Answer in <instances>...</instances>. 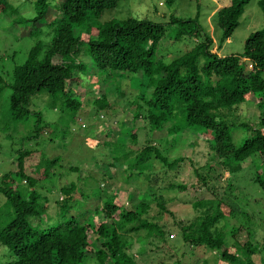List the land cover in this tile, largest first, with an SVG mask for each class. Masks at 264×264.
Segmentation results:
<instances>
[{"label": "trees", "instance_id": "16d2710c", "mask_svg": "<svg viewBox=\"0 0 264 264\" xmlns=\"http://www.w3.org/2000/svg\"><path fill=\"white\" fill-rule=\"evenodd\" d=\"M7 1L0 0V13L9 10ZM121 1L61 0L48 43L43 45L37 41L27 51L23 63L14 64L5 72L7 80L0 76V93L5 87L11 91L7 118L0 133L11 143L9 152L16 164L15 171L0 177V221L6 219L0 227V246L7 250L3 256L8 255L4 264H84L89 257H94L96 264H136L128 253L129 236L143 231L147 238L167 240L164 228L148 220L146 215L154 204L159 214L173 216L166 208L167 199L160 192L185 189L184 185L173 181L184 159L170 161L167 150L186 132L210 134L209 144L218 159L216 167L231 175L240 172L241 163L254 156L264 167V117L259 119V129H253L247 124L239 125L236 115L248 95L255 97L264 93V28L247 37L241 54L220 57L212 52L213 41L199 25L197 17L170 16L164 24L133 17L102 22L104 12L116 9ZM175 1L166 0V3L171 5ZM249 1L228 0L226 6L217 11L215 26L221 31L220 44L239 26ZM55 2L57 0L35 1L37 15L31 20L34 26L29 33L31 37H39L38 22ZM258 5L264 19V0H259ZM171 26L178 28L176 39L183 35L197 37L201 33L202 41L165 63L155 57L166 27ZM11 58L15 59L16 54ZM90 65H93L90 80L96 79L94 85L110 83L117 98L125 97L121 83L126 80L131 85L134 81L137 94L132 101L131 122L134 125L141 118L147 124L148 141L141 149H127L118 141L99 143L108 152L110 161L103 165L109 171L122 165L125 181L150 196L149 200L134 203L133 196L128 195L130 206L126 209L114 201H105L97 189L95 201L93 192L80 191V199H76L73 182L54 183V178H61L64 170L76 171L71 165L64 168L61 156L41 158L35 165L37 170L42 167L41 171L31 173L35 170L31 162L39 152L25 147L26 144L69 146L79 130L76 117L80 111L116 116V102H108L103 94L89 95L95 91L94 80L90 85L89 80L84 84L83 75L85 77ZM136 75H141V83L133 79ZM73 82L85 85L83 96L71 88ZM41 96L47 99L46 110L58 113V122L45 119L41 110L31 111L30 105ZM88 104L90 106L85 108ZM240 128L251 134L235 145L231 131ZM136 131V126H132L128 135L134 142ZM162 132L163 137L154 135ZM13 145L18 148L14 149ZM203 168H193L192 173L198 186L208 190L212 185L208 170L212 166H205L206 176ZM253 183L264 193V174L256 176ZM54 190L64 198L48 199L47 195ZM52 204L53 214L50 212ZM192 209L193 220L187 224L176 223L184 243L221 251L220 259L226 264H254L251 257L257 248L250 242L251 235H247L242 244L233 242L229 248L234 252L224 248L228 239L234 238L235 232L240 230L226 231L228 217L240 214L249 219L244 211L224 202L223 196L195 201ZM92 213L103 220L96 225ZM56 218L60 220H54Z\"/></svg>", "mask_w": 264, "mask_h": 264}, {"label": "rangeland", "instance_id": "374dc122", "mask_svg": "<svg viewBox=\"0 0 264 264\" xmlns=\"http://www.w3.org/2000/svg\"><path fill=\"white\" fill-rule=\"evenodd\" d=\"M35 1L8 0L9 10L4 14L0 13V76L2 79L7 80L5 72H9L14 64L18 65L24 62L27 51L37 41H40L43 45L48 43L52 24L57 18V6L61 0H57L55 5L49 8L45 18L38 22L39 37H31L29 33L34 28L31 20L37 15L34 7ZM227 1L176 0L169 5L166 0H122L116 9L104 12L100 20L106 22L110 19L125 20L128 17H133L164 24L170 16L181 19L197 17L199 25L213 41L212 52L220 57H225L241 54L247 37L264 28L262 11L258 5L259 0H250L239 19V26L229 39L220 44L221 31L215 26V15L219 9L226 6ZM25 21L28 22L25 23ZM177 30V26L166 27V35L157 48L156 60L168 63L188 52L196 43L202 41L201 33L197 37L183 35L176 39ZM218 47L220 48L218 49ZM14 54H16L15 59L11 58ZM92 69L93 65L87 67L85 77L83 75V78H86L84 84H87L89 80L88 85H90L94 80V78L90 80V75L93 73ZM133 79L137 83L142 82L141 75H136ZM95 83L96 79L92 83L95 91L89 95L96 97L103 94L108 102H116V116L111 118L109 115L103 116L93 112L90 114L91 111L85 113L80 111L79 115H76L78 123L76 127L79 130L75 132V136H73L69 146L43 144L36 147V144L33 143L26 144L25 147L39 152L31 162L35 169L34 173L33 171L31 173L34 175L41 171L42 167L38 170L35 167L41 158L61 156L60 163H64V168L67 165H71L76 171L69 172L64 170V175L61 178H54V183L64 185L73 182L76 186V199H80L78 194L80 191L86 194L93 192L92 199L95 201L97 197L96 191H101L100 195L105 201H114L122 209H126L130 206V201L127 199L128 195L133 196L134 203L144 199L149 200L150 196L146 195L145 190L136 188L130 182L125 181L121 170L123 169L122 165H116V168L110 171L106 168V165H103L106 162L108 165L110 161L107 158L108 152L99 143L103 140L118 141L126 145L127 149L137 150L145 146L149 132L146 122L144 123L141 118H138L137 123L134 125L131 122L132 101L137 94L133 80L131 85L126 80L121 83V89L125 94L124 98L116 97L110 83H108V86L103 83L96 86L97 84L94 85ZM84 86H80L78 82H73L71 88L78 90L83 96L86 91ZM139 89H142V87L140 86ZM10 93L11 91L6 87L0 93V127L7 118L6 111ZM46 100L44 96L38 97L30 105L31 111L41 110L45 119L58 122V113L46 110V104L44 103ZM259 102H261L260 106H258ZM89 106L90 104L85 108ZM236 115H238L237 123L239 125L247 124L253 129H259V119L264 117V93L255 97H252L251 94L248 95L245 103L238 108ZM132 126L137 128L135 142L128 138L129 130ZM121 129L123 130L120 131ZM245 130V128L244 130L241 128L232 129L231 135L235 145L241 144L245 138L250 136L251 133ZM154 135L163 137L165 134L162 132ZM210 140V134H200V132L190 134L186 132L174 147L167 150V156L170 161L179 158L184 159L179 164L180 167L173 181L176 184L184 185L185 189L183 191L170 192L165 190L160 192L167 199L166 208L173 216L159 214V210L154 204L151 205V210L146 215L148 220L164 228L167 236L166 242H162L157 238H147L143 231L129 236L127 240L130 245L128 253L134 257L136 264H226L220 259L221 251H211L204 247H193L184 243L176 226L178 222L187 224L194 219L195 212L192 209V203L195 201L200 199H220L222 196L224 202L231 203L239 211H244L249 218L241 217L240 214L235 216V218L228 217L226 231L234 228H240V230L235 232L234 238L228 239L224 248L227 247L230 252H234V250L229 248L232 243L237 241L242 244L246 241L247 235H251L250 242L257 248L251 259L254 264H264V193L253 183V179L256 176L264 174V167L259 159L254 156L241 163L240 172L231 175L225 169L216 167L218 159L213 156L209 144ZM10 144L4 135L0 133V177L5 173L15 171L16 164L12 153L9 152ZM13 148L17 149L18 146L13 145ZM163 153H165V150H163ZM206 165H210L212 168L209 170L204 169ZM201 167H204L202 171L204 176L207 175L206 171L208 170L209 178L212 181L211 188L208 190L205 187L198 186L197 179L192 173L193 168ZM59 168L57 166V171H60ZM229 185L230 188L228 189L227 186ZM22 186L25 187L26 185L22 183ZM51 194L47 195L50 200L64 198L57 190H54L53 194ZM88 208L93 209L94 206L88 205ZM54 211L55 207L52 204L50 212L53 214ZM92 215L96 225L103 220L101 216H96L93 213ZM54 220L59 221L60 219L56 218ZM5 222L6 219L3 218L0 221V227ZM42 227L44 229L47 228L46 223L43 221ZM4 254H7V250L5 247L0 246V264L8 261V255L3 256ZM84 264H96V261L94 257H89Z\"/></svg>", "mask_w": 264, "mask_h": 264}]
</instances>
